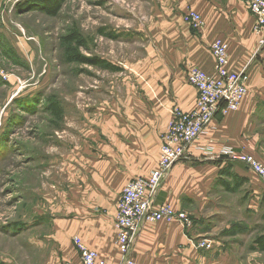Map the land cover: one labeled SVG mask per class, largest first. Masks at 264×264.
<instances>
[{"label":"rangeland","instance_id":"obj_1","mask_svg":"<svg viewBox=\"0 0 264 264\" xmlns=\"http://www.w3.org/2000/svg\"><path fill=\"white\" fill-rule=\"evenodd\" d=\"M189 12L202 17L203 30L185 22ZM226 15L227 0H0V264L70 261L82 221L115 219L128 182L121 189L117 183L159 160L171 112L193 90L188 72L202 70L216 39L230 49L219 27ZM70 33L84 41L72 45L77 54L112 70L66 63L61 38ZM255 39L250 73L259 59ZM216 157L207 148L181 163H223V187L242 186L225 176L232 164ZM244 181L246 198L251 186ZM261 201L251 217L261 221L254 227L262 233V189ZM176 225L149 226L147 246L157 257L176 252L166 243L176 238Z\"/></svg>","mask_w":264,"mask_h":264},{"label":"crops","instance_id":"obj_2","mask_svg":"<svg viewBox=\"0 0 264 264\" xmlns=\"http://www.w3.org/2000/svg\"><path fill=\"white\" fill-rule=\"evenodd\" d=\"M226 17L227 21H218L217 24L221 22L219 27L227 32L226 36L229 39V67L236 72L242 70L240 69L242 67L247 68L249 78L252 74L247 85L250 91L247 92L237 111L217 117L210 123L206 134L199 142L202 146L198 147L194 143L191 147V158L199 157L202 150L207 148L215 155L230 148L240 150V154L251 155L264 165V49L259 52L256 69L250 73L248 63L253 59L256 49V39L252 32L254 17L243 0H227ZM202 70L207 73L212 72V56ZM255 79L258 82V92L251 90ZM196 95L193 89L185 102L181 103L183 111L194 108ZM157 159L146 163L141 170L133 174L137 176L135 178L148 177L156 168ZM183 161L171 168L157 191L155 204H169L175 210L185 212L192 220V226L185 231L179 224L176 225V238L173 241L170 239L166 241L168 245L176 246L174 248L176 252L167 253L166 250L161 253V257H157L147 246V241L152 238L149 234V226L152 224L145 225L138 239L137 251H133L136 263L264 264L263 258L261 259V254L264 252H261L257 245V240L264 237V232L258 230L260 227L257 229L254 227V224H259L261 221L258 219L253 223L254 217H251L254 216L253 213H258L260 202L262 204L261 189L264 191L262 182L241 163L222 159L232 164L230 169L232 175L225 176L236 181L238 185L243 182L242 186L234 190H232L234 186L229 185L227 190L221 182L224 175H219L223 163L205 164L195 168L190 166V163H181ZM135 178L129 175L123 182L117 183L119 189ZM244 180H247L251 186L246 191L251 194L246 198L243 195L246 184ZM259 186L261 188H258ZM211 188H214V191L208 197ZM183 197L189 203L184 202ZM113 220V217L109 220L108 217L103 216L85 219L81 226L76 227L74 232L77 235L74 236H78L88 248L94 250L108 264H120ZM203 240L212 244L210 250L195 248V243ZM69 259L70 261L66 262H78V252L75 247L74 251L69 253Z\"/></svg>","mask_w":264,"mask_h":264},{"label":"built area","instance_id":"obj_3","mask_svg":"<svg viewBox=\"0 0 264 264\" xmlns=\"http://www.w3.org/2000/svg\"><path fill=\"white\" fill-rule=\"evenodd\" d=\"M243 1L254 17L252 32L257 38L259 51L263 50L264 0ZM184 20L196 30H202L205 26L204 20L196 12H189ZM211 54V73L197 68L188 72L187 83L197 93L195 105L190 111L176 108L171 112V120L162 136L156 168L146 178L131 180L117 200L114 229L120 264H137L133 259V247L145 225L176 222L185 231L192 226V220L185 212L177 211L169 204H155L157 191L173 165L191 157V147L206 133L210 123L217 117L237 111L247 94V68L238 72L230 69L227 44L216 39L211 45ZM216 158L241 163L264 185V165L255 157L224 151ZM72 243L79 260L77 263L63 264H108L78 236L72 238ZM211 247L212 244L205 240L195 243L197 249L210 250Z\"/></svg>","mask_w":264,"mask_h":264},{"label":"trees","instance_id":"obj_4","mask_svg":"<svg viewBox=\"0 0 264 264\" xmlns=\"http://www.w3.org/2000/svg\"><path fill=\"white\" fill-rule=\"evenodd\" d=\"M47 5H45V11L47 12L48 15L53 16L55 14V10L60 6L59 2H55V6L52 7L55 9L52 11V9L46 8ZM61 43L64 45L65 50H64V60L66 63H76L79 65L82 64H89L90 66H95L100 69L104 70H112V66L105 62V61H100L97 59H85L81 57L79 54L76 53V49L72 47V45H75L77 47H83L84 46V41L81 38L80 35L77 33H70L67 36H64L61 38ZM225 189H229L227 185L224 186ZM236 189L235 187L232 188V190ZM264 238V237H263ZM261 237V239L257 240V245L259 247V250L261 252H264V239Z\"/></svg>","mask_w":264,"mask_h":264}]
</instances>
